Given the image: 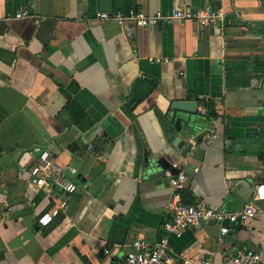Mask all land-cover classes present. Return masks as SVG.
<instances>
[{"label":"crops","instance_id":"1","mask_svg":"<svg viewBox=\"0 0 264 264\" xmlns=\"http://www.w3.org/2000/svg\"><path fill=\"white\" fill-rule=\"evenodd\" d=\"M172 9L221 10L230 24L184 21L127 38L94 20ZM178 101L198 103L201 127L188 135L169 122ZM43 150L74 194L30 183ZM161 159L185 174L189 205L235 213L252 202L264 182V0H0V264H106L104 249L117 259L136 240L155 244L171 215ZM255 205L224 237L206 224L169 238V255L227 264L246 248L264 264V202Z\"/></svg>","mask_w":264,"mask_h":264},{"label":"built area","instance_id":"2","mask_svg":"<svg viewBox=\"0 0 264 264\" xmlns=\"http://www.w3.org/2000/svg\"><path fill=\"white\" fill-rule=\"evenodd\" d=\"M26 17H28L27 12L14 16L15 19ZM94 20L114 23L123 30L127 38L131 37L135 28H160L184 21H194L201 29L209 26L224 28L230 24L221 10L212 9L196 11L172 9L167 14L156 12L152 15L140 10H128L113 14L98 13ZM87 150L93 155L96 154L93 146H89ZM177 169L178 166L174 164L164 172L172 190V200L169 206L171 215L163 225L165 235L155 244L136 240L131 244L130 250L117 259L111 258L109 249H104L103 254L108 257L106 264H178V262L180 264H211L208 261L171 257L169 255V238L180 239L189 228L206 224L218 226L220 236L224 237L229 233L230 227L249 223L258 212L255 204L264 202V182H262L254 185L252 202L235 213L219 207L189 205L183 201L181 196L186 177L182 172H173ZM28 173L30 183L38 189L57 188L68 196L77 190V185L63 174L54 162L52 155L46 150L41 151L34 159ZM66 207L67 200H62L54 209L41 215L37 224L41 227L48 226ZM227 264H263V251L238 248Z\"/></svg>","mask_w":264,"mask_h":264},{"label":"water","instance_id":"3","mask_svg":"<svg viewBox=\"0 0 264 264\" xmlns=\"http://www.w3.org/2000/svg\"><path fill=\"white\" fill-rule=\"evenodd\" d=\"M197 108L198 103L196 101H178L172 104V111L175 112L174 119L170 120V123H174V129L178 135H181L184 130L183 127L187 128L185 132L188 135L190 132L195 131V129L200 128V125H196L197 121ZM197 127V128H196ZM190 131V132H189ZM192 146L190 144L186 145V152H188ZM185 154L182 155V157ZM160 164H162L166 169L170 168V165L163 159H161ZM178 171L175 170V173Z\"/></svg>","mask_w":264,"mask_h":264}]
</instances>
